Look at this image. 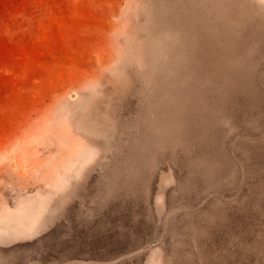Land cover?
Segmentation results:
<instances>
[{"label":"rangeland","instance_id":"rangeland-1","mask_svg":"<svg viewBox=\"0 0 264 264\" xmlns=\"http://www.w3.org/2000/svg\"><path fill=\"white\" fill-rule=\"evenodd\" d=\"M0 264H264V0H0Z\"/></svg>","mask_w":264,"mask_h":264}]
</instances>
